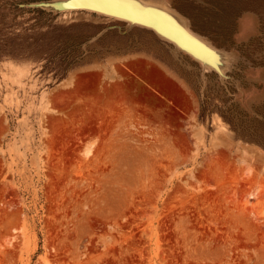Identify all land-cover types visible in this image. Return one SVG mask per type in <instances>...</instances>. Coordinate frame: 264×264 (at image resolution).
<instances>
[{"label":"rangeland","instance_id":"374dc122","mask_svg":"<svg viewBox=\"0 0 264 264\" xmlns=\"http://www.w3.org/2000/svg\"><path fill=\"white\" fill-rule=\"evenodd\" d=\"M33 1L0 0V264H264V0H168L238 53L243 104L146 31L82 52L115 22ZM139 60L186 82L188 115L142 103Z\"/></svg>","mask_w":264,"mask_h":264},{"label":"water","instance_id":"95a60500","mask_svg":"<svg viewBox=\"0 0 264 264\" xmlns=\"http://www.w3.org/2000/svg\"><path fill=\"white\" fill-rule=\"evenodd\" d=\"M19 7L24 9H38L48 15L69 11L86 12L101 18L111 19L115 22L114 26L101 28L95 36L86 38L81 45H87L104 30H106V33L112 29H121L120 31H125L126 29L131 28L151 33L157 41L166 47L168 53L172 49L171 44L169 43V38H172L169 30L179 29V24L176 22L174 15H178L187 21L190 20L175 7L172 8L168 5L166 6V4H162V0H40L29 2L20 5ZM188 26L194 29L191 21L190 23L188 22L187 27ZM191 28L189 31H191ZM163 29L168 30V32L165 34ZM198 32L204 34L203 32ZM105 33L94 41L100 39ZM190 68L196 73L199 72L198 64L196 62H193L192 65H190ZM237 69L238 68L234 65H230L226 77H228L229 73H233L234 70ZM209 75L214 78L216 77L213 72Z\"/></svg>","mask_w":264,"mask_h":264},{"label":"bare ground","instance_id":"6f19581e","mask_svg":"<svg viewBox=\"0 0 264 264\" xmlns=\"http://www.w3.org/2000/svg\"><path fill=\"white\" fill-rule=\"evenodd\" d=\"M196 1H200L199 4H201V5H206L204 3V1H202V0H196ZM162 4H166V6L168 5V6L172 7L169 4L168 0H162ZM174 10H176V9H174ZM81 13L86 14V15H92V14L86 13V12H81ZM59 14H63V15H69V14L74 15L75 14L76 15V14H79V12H77V11L60 12V13H53L50 16H55V15H59ZM174 17L176 19V22L179 24V29L178 30L177 29L169 30V33L172 36V38H169V43L171 44V47H172V49H171V51H169V53L174 57L173 60L176 61V60L182 59V61H179V64H181L183 67H185L186 70H188V71H191L192 68H190L187 63H184L183 60H185V61L188 60L191 63V65L193 62H196L198 64V68H199L198 73H200L199 82H200L201 86H203L201 91H203L204 88L206 87V83H207L206 75H209L208 73H211V72H213L215 74V76L218 79L219 85H221L222 87L223 86L225 87L230 82L238 90L237 95H240L239 100L243 104L245 94H244V91H242V88L240 86V81H233V79L231 77H226V74L229 72V70H228L229 66L233 65V62L234 63L239 62L240 58L238 56V53L234 52V50H232L231 52H227V51H225V49H222L220 47L215 46L213 43H211L212 41L207 36L197 33L194 29H192L189 26L187 27V24H188V22L190 23V20L187 21L178 15H174ZM103 19L108 20L110 22H114L113 20L108 19V18H103ZM250 19H251V17H250ZM251 23H252V27L254 29L255 26H254V23L252 22V19H251ZM105 27H109V25L104 26L102 28H105ZM190 28H191V31H189ZM240 29H241V27H240ZM115 30H117V32L119 34L125 35V34H128L129 32H131L133 29L130 28V29H126L125 31H120L121 29H115ZM101 31H103V30H101ZM105 31L106 30H104L101 34H99L98 37L101 36L103 33H105ZM163 32L166 34L168 32V30L163 29ZM240 32H241V30H240ZM98 37H96V38H98ZM96 38L92 39L90 41V43H88V44H92V42ZM80 46H81L82 50L84 51L86 45H80ZM164 48L166 50V47H164ZM216 49H218V50H216ZM236 71H238V70H234V72H236ZM242 72L246 73L248 75L249 74L251 75L255 71L250 69V68H247V69L245 68ZM252 76H254V75H252Z\"/></svg>","mask_w":264,"mask_h":264},{"label":"crops","instance_id":"0c3cea01","mask_svg":"<svg viewBox=\"0 0 264 264\" xmlns=\"http://www.w3.org/2000/svg\"><path fill=\"white\" fill-rule=\"evenodd\" d=\"M126 66L128 70L132 68V72L135 73L137 78L132 80L133 85L136 86V93L141 95V101L147 108L158 110L161 115V111L168 108L167 104L169 103L180 110L182 114L188 115L191 112L192 91L184 80L170 74L167 66L145 60H139L138 63H132V65L129 62L126 63ZM126 78L129 80L128 76ZM132 82L130 81V83Z\"/></svg>","mask_w":264,"mask_h":264},{"label":"trees","instance_id":"16d2710c","mask_svg":"<svg viewBox=\"0 0 264 264\" xmlns=\"http://www.w3.org/2000/svg\"><path fill=\"white\" fill-rule=\"evenodd\" d=\"M37 11H39V12L43 13V12H42V11H40V10H37ZM80 48H81V46H80ZM81 50H82V48H81ZM82 52H84V51L82 50Z\"/></svg>","mask_w":264,"mask_h":264}]
</instances>
